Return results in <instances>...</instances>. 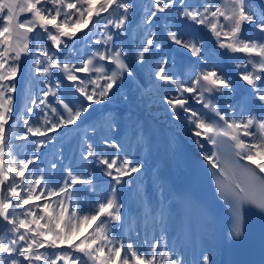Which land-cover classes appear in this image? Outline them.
<instances>
[{
    "label": "snow or ice",
    "instance_id": "snow-or-ice-1",
    "mask_svg": "<svg viewBox=\"0 0 264 264\" xmlns=\"http://www.w3.org/2000/svg\"><path fill=\"white\" fill-rule=\"evenodd\" d=\"M149 120L244 236L264 213V0H0V264H219L211 208L149 163Z\"/></svg>",
    "mask_w": 264,
    "mask_h": 264
},
{
    "label": "rangeland",
    "instance_id": "rangeland-1",
    "mask_svg": "<svg viewBox=\"0 0 264 264\" xmlns=\"http://www.w3.org/2000/svg\"><path fill=\"white\" fill-rule=\"evenodd\" d=\"M94 2H95V0H94ZM163 24H164V21L162 20V22L160 23V26L163 27ZM138 25H140V21L139 20L137 21V25L133 26V36H134V34H135L136 30H137V26ZM80 35L82 36V33ZM78 43H80V41H78ZM212 43L214 44V41H212ZM189 76H190V74H184V76L182 78L187 80L189 78ZM65 83H67V81H65ZM125 92H127V88L125 89ZM112 105H110L111 108L117 107V106L114 107ZM72 135H75V133H73ZM57 140H62L63 143H67L69 140H71V136H66L65 138H61L60 136H57ZM18 143H22V142H18ZM58 148H59V146H57V148L49 147L46 150H42V151L46 152V159L44 157H42V160H44V163H41L40 161H38L37 163L41 167H44L46 164H49L54 158H56L55 154L57 153ZM71 157H72V153H67V158H65V160H64V165L65 166H67L69 164H73V161H72ZM76 158L79 159V153L78 152L76 153ZM89 227H91V226L89 225Z\"/></svg>",
    "mask_w": 264,
    "mask_h": 264
},
{
    "label": "bare ground",
    "instance_id": "bare-ground-1",
    "mask_svg": "<svg viewBox=\"0 0 264 264\" xmlns=\"http://www.w3.org/2000/svg\"><path fill=\"white\" fill-rule=\"evenodd\" d=\"M141 2H142V0H141ZM221 68L225 72H232L233 71V68H234V65L228 64V65L225 66L224 64H221ZM184 73H186V70L185 69H184ZM237 79H238V77H237ZM112 106H114V107L117 106V107H115L113 109H116V108L119 107V105H117V104H113ZM197 107H199V106H197ZM156 116L160 117L161 118V122L163 123V119H162L163 113L162 112H158V113H156ZM142 156L149 157V149L147 147L143 150ZM153 160H156L157 161V164H158V162L161 161V158L158 155L157 150L155 149L154 143H153L152 148H151V157L149 158V163L150 164L153 163ZM157 164H156V167H157ZM158 168L164 173V175H165L166 178L170 179V177L167 174L165 168H163V167H158ZM207 244H208L207 245L208 247H212L213 248V254H214L215 250L217 249L216 244L212 243L211 241L207 242Z\"/></svg>",
    "mask_w": 264,
    "mask_h": 264
}]
</instances>
